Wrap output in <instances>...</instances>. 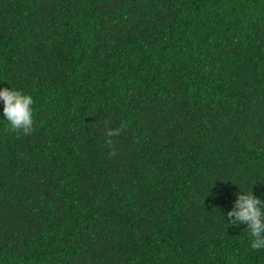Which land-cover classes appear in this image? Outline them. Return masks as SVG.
Instances as JSON below:
<instances>
[{
	"label": "trees",
	"instance_id": "obj_1",
	"mask_svg": "<svg viewBox=\"0 0 264 264\" xmlns=\"http://www.w3.org/2000/svg\"><path fill=\"white\" fill-rule=\"evenodd\" d=\"M0 88V264H264V0H0Z\"/></svg>",
	"mask_w": 264,
	"mask_h": 264
},
{
	"label": "clouds",
	"instance_id": "obj_2",
	"mask_svg": "<svg viewBox=\"0 0 264 264\" xmlns=\"http://www.w3.org/2000/svg\"><path fill=\"white\" fill-rule=\"evenodd\" d=\"M0 101L3 102V116L9 128L14 132L30 135L34 131L33 104L31 95L14 88H0ZM123 127V125L121 126ZM118 132L108 131L111 137ZM112 143L111 140L108 141ZM230 224H245L253 250L264 249V201L257 198L251 191L238 193L232 210L226 213ZM223 219L224 216L222 215Z\"/></svg>",
	"mask_w": 264,
	"mask_h": 264
}]
</instances>
